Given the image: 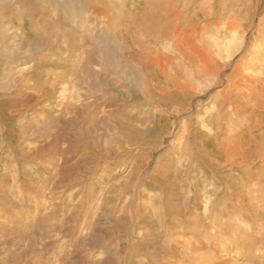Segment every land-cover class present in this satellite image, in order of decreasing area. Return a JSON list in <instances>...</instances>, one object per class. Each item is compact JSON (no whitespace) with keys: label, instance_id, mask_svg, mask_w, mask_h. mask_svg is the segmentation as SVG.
<instances>
[{"label":"rangeland","instance_id":"obj_1","mask_svg":"<svg viewBox=\"0 0 264 264\" xmlns=\"http://www.w3.org/2000/svg\"><path fill=\"white\" fill-rule=\"evenodd\" d=\"M263 96L264 0H0V264H264Z\"/></svg>","mask_w":264,"mask_h":264},{"label":"bare ground","instance_id":"obj_2","mask_svg":"<svg viewBox=\"0 0 264 264\" xmlns=\"http://www.w3.org/2000/svg\"><path fill=\"white\" fill-rule=\"evenodd\" d=\"M182 32V31H181ZM183 32H184V30H183ZM232 43H233V39L230 41V42H228L227 44H225V47H224V49H223V53L228 57L229 55H230V53H231V47H232ZM184 44V43H183ZM208 72V71H207ZM209 73V72H208ZM263 98H264V96H263ZM69 147H70V145H68L67 146V151H68V149H69ZM65 149H61L60 150V152H59V156L61 157V159H63V158H65V157H67V151L65 150ZM65 160V159H64Z\"/></svg>","mask_w":264,"mask_h":264}]
</instances>
